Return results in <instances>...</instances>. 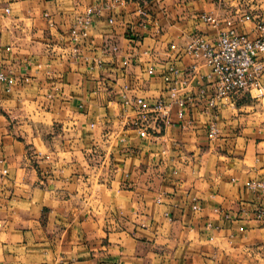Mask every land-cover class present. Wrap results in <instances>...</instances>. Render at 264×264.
<instances>
[{
  "label": "crops",
  "instance_id": "0c3cea01",
  "mask_svg": "<svg viewBox=\"0 0 264 264\" xmlns=\"http://www.w3.org/2000/svg\"><path fill=\"white\" fill-rule=\"evenodd\" d=\"M244 2L264 19V0H0V72L14 79L0 80V264H228L264 233V189L249 187L264 182L263 99L192 102L184 119L175 107L151 140L124 123L127 98L170 101V63L185 96L211 88L207 67L186 74L185 45L217 39L200 13L239 23ZM94 7L74 54L71 25Z\"/></svg>",
  "mask_w": 264,
  "mask_h": 264
},
{
  "label": "built area",
  "instance_id": "2783aa9c",
  "mask_svg": "<svg viewBox=\"0 0 264 264\" xmlns=\"http://www.w3.org/2000/svg\"><path fill=\"white\" fill-rule=\"evenodd\" d=\"M101 11V7L90 8L72 23L69 42L74 54L79 53L83 41L90 35L93 15ZM9 12L10 9L6 8V13ZM140 12L145 14L143 9ZM237 14L239 23L234 17L222 19L211 12L200 13L199 18L218 31L217 39L193 36L185 45V55L193 61L186 74L196 73L202 66L207 67L209 70L202 78H207L211 88L202 87L198 95L185 96L183 88L179 86L186 81L185 73L176 64L170 63L163 75L166 82L173 84L169 92L170 101L166 103L160 99L155 104H147L143 97H126V103L135 105V111L125 114V125L134 129L142 139L151 140L162 134L171 123L172 109L175 107L178 117L184 119L185 111L192 102L206 99V107L209 109L242 92H248L256 99L264 98V19L245 2L240 4ZM240 23L242 26L254 25L256 33L242 31ZM50 24L53 25L52 22ZM109 48L118 51L115 44ZM103 63L104 60L98 57L91 68L102 67ZM148 72L154 74L155 71L150 68ZM0 80L14 83V79L3 72H0ZM209 132L212 136L218 134L219 128L215 122L210 124ZM8 174L9 169L0 160V175L6 177ZM249 187L252 190L264 189V182H252ZM262 215L260 212L259 217Z\"/></svg>",
  "mask_w": 264,
  "mask_h": 264
},
{
  "label": "rangeland",
  "instance_id": "374dc122",
  "mask_svg": "<svg viewBox=\"0 0 264 264\" xmlns=\"http://www.w3.org/2000/svg\"><path fill=\"white\" fill-rule=\"evenodd\" d=\"M226 260L228 264H264V233L238 242L228 250Z\"/></svg>",
  "mask_w": 264,
  "mask_h": 264
}]
</instances>
